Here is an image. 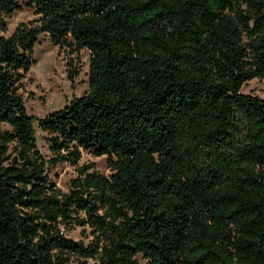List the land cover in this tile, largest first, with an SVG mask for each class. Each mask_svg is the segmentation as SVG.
<instances>
[{
	"label": "trees",
	"instance_id": "1",
	"mask_svg": "<svg viewBox=\"0 0 264 264\" xmlns=\"http://www.w3.org/2000/svg\"><path fill=\"white\" fill-rule=\"evenodd\" d=\"M23 8L35 19L4 36ZM41 35L87 50L89 71L37 118L22 90ZM254 79L264 0H0V264H264V99L241 93ZM59 164L76 171L67 192Z\"/></svg>",
	"mask_w": 264,
	"mask_h": 264
},
{
	"label": "rangeland",
	"instance_id": "2",
	"mask_svg": "<svg viewBox=\"0 0 264 264\" xmlns=\"http://www.w3.org/2000/svg\"><path fill=\"white\" fill-rule=\"evenodd\" d=\"M35 19L33 11L23 8L6 19V32L9 36L20 23ZM33 64L25 74L22 95L27 113L42 118L50 112L66 105L72 98L79 97L88 89L89 52L85 49L79 53H71L52 45L47 36L41 35L32 53ZM241 93L257 95L264 99V82L252 80L243 85ZM39 151L48 156L45 134L36 131ZM93 164L94 169L103 175H108L105 157H94L82 152L79 165ZM76 176V171L68 164H59L50 173V179L56 187L67 192L69 182ZM73 240H82L79 230L68 233ZM84 242H86L84 240ZM137 264H146L140 256L136 257Z\"/></svg>",
	"mask_w": 264,
	"mask_h": 264
}]
</instances>
